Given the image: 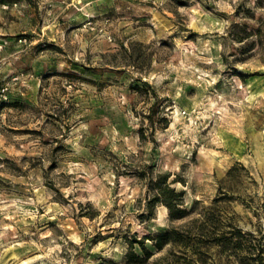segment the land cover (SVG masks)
<instances>
[{"label":"rangeland","instance_id":"rangeland-1","mask_svg":"<svg viewBox=\"0 0 264 264\" xmlns=\"http://www.w3.org/2000/svg\"><path fill=\"white\" fill-rule=\"evenodd\" d=\"M158 181L188 216L149 205ZM171 228L186 246L156 250ZM135 240L146 264H264V0H0V264Z\"/></svg>","mask_w":264,"mask_h":264},{"label":"trees","instance_id":"trees-1","mask_svg":"<svg viewBox=\"0 0 264 264\" xmlns=\"http://www.w3.org/2000/svg\"><path fill=\"white\" fill-rule=\"evenodd\" d=\"M261 30L260 26L258 25L256 32H259ZM162 179H166L165 176L161 177ZM161 181H158L157 183H154L156 185L155 192L153 195V198L149 201V205H156L157 203L163 204L168 209V216L170 220H179L183 219L186 216L189 215L188 210L183 207V203L180 202H173L172 198L170 197H163L165 192H168L170 195L173 194V196H180V194H175L172 189H170L168 186H165V188H161ZM167 190V191H166ZM197 220L191 221V224H194ZM207 221H203L202 225L200 226V231L202 237L206 233L204 225H206ZM187 228V227H186ZM208 233V232H207ZM248 236H252V234L248 233ZM243 235L241 234V231L239 229H235L234 231H229L227 234H221L220 238H217V243H220L222 245H225L226 247H231L232 249L236 250L237 247H239V244L242 241ZM153 246L156 248V250L160 251L162 250L166 245L172 242L180 243L182 246H186V240L184 239V236L181 234V232L178 229L171 228L164 232L154 234L150 239ZM135 246H138L141 254L135 251ZM149 252L145 248L144 241L142 240H135L134 242H128V251L124 254V257L122 258L121 262H114L112 260H109L110 264H146ZM261 259V258H260Z\"/></svg>","mask_w":264,"mask_h":264},{"label":"crops","instance_id":"crops-1","mask_svg":"<svg viewBox=\"0 0 264 264\" xmlns=\"http://www.w3.org/2000/svg\"><path fill=\"white\" fill-rule=\"evenodd\" d=\"M238 150H240L241 148H237Z\"/></svg>","mask_w":264,"mask_h":264}]
</instances>
